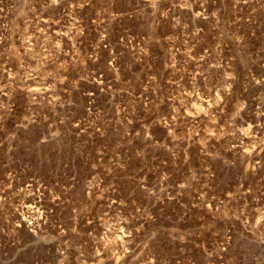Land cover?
Masks as SVG:
<instances>
[{
  "label": "rangeland",
  "instance_id": "1",
  "mask_svg": "<svg viewBox=\"0 0 264 264\" xmlns=\"http://www.w3.org/2000/svg\"><path fill=\"white\" fill-rule=\"evenodd\" d=\"M0 264H264V0H0Z\"/></svg>",
  "mask_w": 264,
  "mask_h": 264
}]
</instances>
